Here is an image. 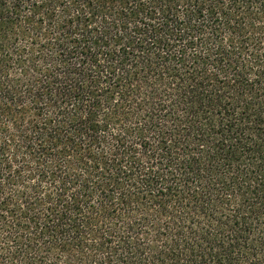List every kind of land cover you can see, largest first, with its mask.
<instances>
[{"label":"trees","instance_id":"obj_1","mask_svg":"<svg viewBox=\"0 0 264 264\" xmlns=\"http://www.w3.org/2000/svg\"><path fill=\"white\" fill-rule=\"evenodd\" d=\"M0 264H264V0H0Z\"/></svg>","mask_w":264,"mask_h":264}]
</instances>
